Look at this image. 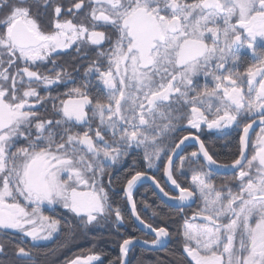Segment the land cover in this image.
I'll list each match as a JSON object with an SVG mask.
<instances>
[{"label": "snow or ice", "instance_id": "obj_1", "mask_svg": "<svg viewBox=\"0 0 264 264\" xmlns=\"http://www.w3.org/2000/svg\"><path fill=\"white\" fill-rule=\"evenodd\" d=\"M232 132L221 162L202 137ZM106 242L108 264H264V0H0V264Z\"/></svg>", "mask_w": 264, "mask_h": 264}, {"label": "flooded vegetation", "instance_id": "obj_2", "mask_svg": "<svg viewBox=\"0 0 264 264\" xmlns=\"http://www.w3.org/2000/svg\"><path fill=\"white\" fill-rule=\"evenodd\" d=\"M66 58L67 57H65V59ZM183 134H186V133H182V135ZM236 136H237V133L232 132L231 137H229V138H231L233 140V144L229 145L228 147L224 146L225 139H217V137L214 135L202 137V139H206L210 144H212V150L214 152L218 153V159H220L221 162H228L229 157L227 156V152H228L229 148L234 147ZM192 150H195V148L193 147V142L189 141L185 145V151L190 152ZM181 154L183 155L184 153L182 152ZM137 160H139L138 157H137ZM129 163H131V161H129ZM125 167H127V165H125ZM138 170H140V169H138ZM121 171H123V170H121ZM155 174L157 175V179H160L162 185L167 184L166 179L162 178L161 173L157 172ZM180 179H184V177H180ZM152 187H153V185L151 184V181L145 182L143 187H139L138 192L136 194V199L138 201V207L139 208L142 209V206L139 205V201L141 199L147 198V199L151 200V198H152L151 197ZM170 189H171V185L167 184L166 190H170ZM157 203H159V201H157ZM150 214H151L150 209L149 210H142V215L144 216L145 219H147ZM123 231H126L132 235H137V236H141V237L143 236L142 232L137 231L133 227H126L125 229H123ZM92 235H94V234L89 233L88 236H85L83 234L78 236L77 240L75 242V245L71 248L70 251L66 252L65 255L71 256L73 254L78 253L81 250H87L90 247H92V243H93L91 240ZM57 242H59V241H57ZM46 246L52 247L53 245L47 244ZM96 251H103V253L106 254V258H104V264H108V261L110 259H113L114 257H116L119 254L118 247L113 242L101 243L96 248ZM135 251H136L137 255L139 256L140 254H142L144 252V249L142 247H137ZM133 264H135V260H133Z\"/></svg>", "mask_w": 264, "mask_h": 264}]
</instances>
